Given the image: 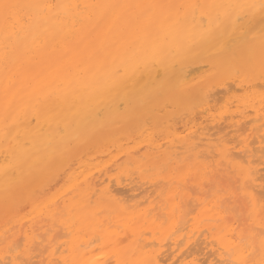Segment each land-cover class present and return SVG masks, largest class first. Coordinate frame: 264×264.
<instances>
[{
	"label": "bare ground",
	"instance_id": "6f19581e",
	"mask_svg": "<svg viewBox=\"0 0 264 264\" xmlns=\"http://www.w3.org/2000/svg\"><path fill=\"white\" fill-rule=\"evenodd\" d=\"M256 153L264 0H0V264H264Z\"/></svg>",
	"mask_w": 264,
	"mask_h": 264
},
{
	"label": "rangeland",
	"instance_id": "374dc122",
	"mask_svg": "<svg viewBox=\"0 0 264 264\" xmlns=\"http://www.w3.org/2000/svg\"><path fill=\"white\" fill-rule=\"evenodd\" d=\"M234 139H236V138H234ZM233 139V140H234ZM234 144H236V141L233 143L232 142V145H234ZM238 144V145H237ZM237 144H236V148H235V150H237V151H239V148H240V146L242 145V142H237ZM251 145L252 144H250V147H251ZM252 147H253V145H252ZM234 149H233V151H235ZM259 153H256V155H254L253 157H252V160H253V158L255 159V157H257V155H258ZM260 160V159H259ZM258 159H256L255 161L256 162H254V160H253V162L251 163L252 165H254V166H256L257 167V169H260V171L258 170V174H259V172L260 173H263L262 174V178H264L263 177V175H264V170L263 169H261V168H264V163H262V162H260ZM263 166V167H262ZM259 167V168H258ZM260 175V174H259ZM264 187V186H263ZM263 190L264 189H262L261 191H262V193L261 194H259V195H261L260 196V198L261 199H264V197H262L263 195H264V192H263ZM122 192H123V190H122ZM136 192H138V191H136ZM127 193V192H123V195H125V194ZM129 193H131V192H129L128 191V193L125 195V196H127V195H130ZM141 195V194H140ZM140 195H138L136 198H138ZM129 198V197H128ZM130 199V198H129ZM133 199H135V198H133ZM19 245H18V248L20 247V243H18ZM193 256H190V257H187L186 259H181V260H178V261H176V263L175 264H181V263H183V262H185V261H189L191 258H192ZM199 258H200V261H198L199 263H201L202 262V260L201 259H203L201 256H198ZM167 262H169L170 263V261H166V262H164V264H167ZM168 263V264H169ZM203 263L204 264H208V262L207 261H203ZM202 264V263H201Z\"/></svg>",
	"mask_w": 264,
	"mask_h": 264
}]
</instances>
